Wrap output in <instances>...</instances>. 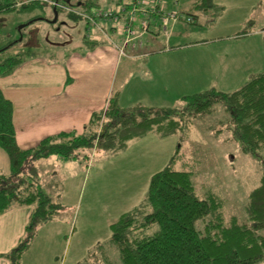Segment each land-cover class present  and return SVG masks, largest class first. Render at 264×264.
<instances>
[{
    "label": "rangeland",
    "instance_id": "1",
    "mask_svg": "<svg viewBox=\"0 0 264 264\" xmlns=\"http://www.w3.org/2000/svg\"><path fill=\"white\" fill-rule=\"evenodd\" d=\"M82 1L98 4L103 11L114 13L117 10L115 0ZM219 1L223 5L220 4L222 12L218 16L211 18L209 13L196 12L199 17L195 22L183 26L189 33L177 36L182 46L189 41L198 43L167 49L169 53L163 56L153 54L147 57L148 66L145 60L139 62L143 67L133 68L135 75H131L125 87L130 90L127 93L129 101L138 100L137 104L142 106L180 109L183 95L210 87L231 92L251 74L264 71V0H261L262 7L252 12L249 4L255 0ZM124 2L126 0H122ZM164 2V7L177 11L186 10L190 5V0ZM159 4H162L161 0ZM151 6L154 4L146 7ZM72 7L82 9L76 5ZM120 8L117 13L121 16ZM124 8L121 13L131 12L130 5ZM218 8L214 5V10ZM44 9L0 12V49L9 43L15 46L0 52V58L21 51L24 57L36 55L49 63L63 62L64 55L57 43L73 41L81 34L78 27L83 28V21L70 22L63 15L65 11L59 12L55 23L38 19L44 15L54 18L49 6ZM64 17L67 24L63 22ZM32 19L35 20L29 22ZM140 19L139 14L134 15L132 24L137 29ZM97 21L106 27L117 24L111 17ZM115 26L123 30L122 23ZM121 38L111 37L119 45ZM125 50L128 52L127 48ZM140 70L150 72L151 81L141 75ZM122 72L123 65L118 71V81ZM227 119L224 107L215 104L209 113L190 118L177 134L158 137L148 133L129 139L123 145L118 141L119 147L115 151L97 146L80 151L78 159L62 164L43 163L44 168L38 167L34 178L54 201L61 204V209L52 219L38 225L35 236L20 257V264H117L118 253L110 242V224L124 212L144 204L151 175L169 164L175 152L174 167L191 172L199 197L208 191L217 194L227 218L235 215L240 221L248 222L245 204L264 168V148L254 153L243 151L232 127H228ZM1 168V172H9L8 158ZM9 225L0 216L1 233L6 229L11 232ZM23 234L24 230L20 236ZM254 264H264V258Z\"/></svg>",
    "mask_w": 264,
    "mask_h": 264
},
{
    "label": "trees",
    "instance_id": "2",
    "mask_svg": "<svg viewBox=\"0 0 264 264\" xmlns=\"http://www.w3.org/2000/svg\"><path fill=\"white\" fill-rule=\"evenodd\" d=\"M49 1L0 0V12L37 7L45 10L46 6L51 14H54L53 8L57 15L66 11L62 7L66 5L63 0ZM82 3L88 9L97 6ZM214 5L213 0H194L192 8L209 12L210 17L215 18L221 13V7L214 10ZM139 13L142 14L135 11L134 15ZM177 13L176 21L193 22L190 14ZM67 14L72 18L79 17ZM186 17L191 21H186ZM38 19L52 20L46 15ZM57 20L58 16L54 23ZM148 30L149 23L146 32ZM13 44L9 43L0 52ZM24 58L21 51L1 58L0 74L9 73ZM181 103L180 109L142 105L123 108L113 94L104 109L92 113L81 134L64 131L22 148L16 142L13 104L0 89V148L6 153L10 165L8 173L0 172V215L13 207H32L24 234L13 247L0 252V257L10 264H20V257L35 236L38 225L52 219L61 209V204L35 180L37 171L32 165L35 160L50 155H57L62 161L78 159L80 151L97 146L115 151L119 147L118 141L123 145L129 139L151 132L165 137L180 130L190 118L209 113L215 104L223 106L228 113V127H232L243 151L254 153L264 148V71L251 74L237 90L224 92L210 88L184 95ZM174 154L169 164L151 175L144 204L124 212L110 224V242L118 253L117 264H254L262 260L264 168L258 184L248 193L246 222L235 215L227 218L217 194L208 191L199 197L191 172L174 167Z\"/></svg>",
    "mask_w": 264,
    "mask_h": 264
},
{
    "label": "crops",
    "instance_id": "3",
    "mask_svg": "<svg viewBox=\"0 0 264 264\" xmlns=\"http://www.w3.org/2000/svg\"><path fill=\"white\" fill-rule=\"evenodd\" d=\"M129 1L126 0V2ZM164 1L161 0L162 4L158 7L161 13L177 11L174 8L164 7V3L167 4ZM193 1L190 0V5L186 10L177 12L186 11L195 22V19L199 17L196 12L201 11L192 8ZM82 2L86 1L81 0L80 4H76V6H81L82 9L71 7V10L65 11V14L63 13L72 23H76L78 20L83 21V28L78 27L81 34H78L73 41L65 40L62 43H57L60 44V52L64 55L63 62L49 63L36 55H26L9 73L0 74V89L13 104V125L16 142L22 148L31 147L46 136L64 131H74L76 134H81L92 113L104 109L108 99L113 94L117 96L118 104L123 108L140 105L137 104L138 100H128L127 93L130 90L129 88L125 89L128 79L131 75H135L133 68L135 66L143 67V65H139V62L141 64V61L145 60L147 65L149 62L147 57H151L153 54L163 56V54L169 53L167 49H180L198 43L189 41L182 46L177 39V36L183 34V32L189 33L183 26L193 24V22L189 24L167 19L165 25L167 33H169H163V31L161 32L160 13L157 12L148 13L149 30L146 33L140 34V30L132 24L130 27L135 31V37L126 42L125 23L128 20L129 13H122L121 16L118 15L119 19H113L114 24L117 23L115 25L122 23L123 30L115 25L112 27L99 25L97 21L99 18L95 19V24H91L83 15H91L94 10L100 9V7L96 4L97 6L88 9L86 4ZM114 2L117 6L115 13L124 3H122V0H115ZM213 2L216 6L221 7L223 5L219 0H213ZM262 5L261 0H255V2L249 4V10L252 8L250 10L252 12L253 9L260 8ZM67 13H73L75 17H79L72 18ZM139 15L141 18L143 17V14L139 13ZM57 16L59 18V15ZM64 19L63 22L67 24V19L65 17ZM74 28L76 27L74 26ZM123 31L124 37L121 38ZM113 35L118 39H122L121 45L112 41L111 37L113 38ZM107 39H110L111 44ZM10 47L14 48L15 46ZM120 48L123 49L124 54L120 53ZM126 48L128 52H126ZM122 65V77L118 81V71ZM141 72V75L146 79L150 78L148 81H151L153 76L150 72L147 70ZM146 106L160 107L155 105ZM177 132L169 136L177 134ZM180 146L181 144L178 145V147ZM7 158L6 153L0 148V167L1 164H6ZM45 162H59L62 164L64 161L57 155H50L47 158L33 161L32 165L36 169L38 167L44 168L43 163ZM2 169L0 172L3 171ZM31 208V206L13 207L0 215L3 216L5 221L9 222V227L12 228L9 233L7 229L3 233L0 231V252H4L16 244L27 223ZM4 244L6 246H1ZM0 264L10 263L0 257Z\"/></svg>",
    "mask_w": 264,
    "mask_h": 264
},
{
    "label": "built area",
    "instance_id": "4",
    "mask_svg": "<svg viewBox=\"0 0 264 264\" xmlns=\"http://www.w3.org/2000/svg\"><path fill=\"white\" fill-rule=\"evenodd\" d=\"M159 1L160 0H130L129 2H127V5L131 6V12H129V17L128 20L126 21V26H125V30L127 31L126 34V42L131 41L135 36V31L131 29L130 26H132L133 20H134V13L135 11H140L143 14V17L140 19V27H141V31L140 34L145 33L146 29L148 27V13L152 12V13H160V20H161V24H162V31L163 33H167V27H166V20H171V21H176L178 18V13L175 11L169 12V13H161L159 11ZM149 4H154V6L151 7H146L149 6ZM54 5H57V3H54ZM125 4H123L122 6H120V14L122 15L121 11L124 12L125 8L124 6H127ZM62 6V5H60ZM64 9H67L69 11V8L67 6H62ZM149 10H148V9ZM81 15V14H80ZM83 15V14H82ZM119 13L115 12L113 13L112 11H103L101 9H96L94 10V12L91 15H83L85 17V19L91 23V24H95V19L99 18V19H107V18H113L114 20H117ZM186 21H191L190 17H186ZM120 53L124 54L123 49L120 48Z\"/></svg>",
    "mask_w": 264,
    "mask_h": 264
},
{
    "label": "flooded vegetation",
    "instance_id": "5",
    "mask_svg": "<svg viewBox=\"0 0 264 264\" xmlns=\"http://www.w3.org/2000/svg\"><path fill=\"white\" fill-rule=\"evenodd\" d=\"M64 2H65V6H67V7H69V8H71L73 5H76V4H80L81 3V1L80 0H63Z\"/></svg>",
    "mask_w": 264,
    "mask_h": 264
},
{
    "label": "water",
    "instance_id": "6",
    "mask_svg": "<svg viewBox=\"0 0 264 264\" xmlns=\"http://www.w3.org/2000/svg\"><path fill=\"white\" fill-rule=\"evenodd\" d=\"M53 11H54V18L51 20V22H54L57 19V12H56L55 8H53Z\"/></svg>",
    "mask_w": 264,
    "mask_h": 264
}]
</instances>
